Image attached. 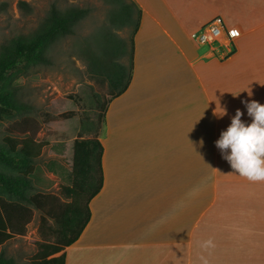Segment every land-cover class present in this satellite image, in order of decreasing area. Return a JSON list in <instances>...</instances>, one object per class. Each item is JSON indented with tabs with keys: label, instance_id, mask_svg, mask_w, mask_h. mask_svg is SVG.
Masks as SVG:
<instances>
[{
	"label": "crops",
	"instance_id": "1",
	"mask_svg": "<svg viewBox=\"0 0 264 264\" xmlns=\"http://www.w3.org/2000/svg\"><path fill=\"white\" fill-rule=\"evenodd\" d=\"M133 1L131 79L104 111L103 186L65 264H199L209 238V264H264V182L215 143L237 109L251 122L242 101L264 104V0ZM217 16L237 47L226 61L192 39Z\"/></svg>",
	"mask_w": 264,
	"mask_h": 264
},
{
	"label": "trees",
	"instance_id": "2",
	"mask_svg": "<svg viewBox=\"0 0 264 264\" xmlns=\"http://www.w3.org/2000/svg\"><path fill=\"white\" fill-rule=\"evenodd\" d=\"M104 1L109 5L108 19L92 36L93 43L90 42L86 50L90 72L108 79L115 88L103 108V115L110 99L121 94L130 82L134 66V35L141 18V10L133 0ZM20 4L27 3L20 1ZM88 12V6L75 2L66 7L54 2L33 34L17 36L2 45L0 122L27 109L10 87L12 74L22 66L51 62L49 54L54 44L73 34L75 26ZM114 25L131 27L129 44L117 35ZM126 56L129 57L128 64L121 61ZM40 155L41 146L30 137L20 140L6 138L0 143V164L15 171L0 170V264H16L13 257L5 255L3 246L8 240L25 234L34 209L41 211V227L47 226L48 231L37 241V252L31 263L65 264L66 249L79 239L88 224L91 217L89 203L103 186V144L98 135L74 141L72 170L67 174L62 171L60 176L65 182L61 190L63 198L37 189L43 184H51V180L42 175L44 168L36 164Z\"/></svg>",
	"mask_w": 264,
	"mask_h": 264
},
{
	"label": "rangeland",
	"instance_id": "3",
	"mask_svg": "<svg viewBox=\"0 0 264 264\" xmlns=\"http://www.w3.org/2000/svg\"><path fill=\"white\" fill-rule=\"evenodd\" d=\"M20 1L27 4L23 6ZM54 2L62 7L75 2L88 6L89 12L75 26L73 34L54 44L49 54L51 62L22 66L12 74L10 87L27 109L0 122V143L6 138L25 137L39 143L41 155L36 164L44 168L42 175L51 184L37 189L63 198L61 190L65 182L60 176L62 171L67 174L72 170L74 141L94 135L102 137L103 108L115 88L108 79L90 72L86 54L89 43H93L92 36L108 19L109 5L104 0H0V51L11 39L33 34ZM113 27L129 44L131 27ZM121 61L128 64L129 57ZM0 170L15 173L2 164ZM41 217V211L34 209L25 234L4 244L5 255L13 257L16 264H32L36 243L48 231L47 226L41 227Z\"/></svg>",
	"mask_w": 264,
	"mask_h": 264
},
{
	"label": "clouds",
	"instance_id": "4",
	"mask_svg": "<svg viewBox=\"0 0 264 264\" xmlns=\"http://www.w3.org/2000/svg\"><path fill=\"white\" fill-rule=\"evenodd\" d=\"M248 95L251 97L252 91H248ZM242 102L251 122H245L242 119L244 113L237 109L230 125L221 132L220 138L215 143L222 158L229 163L235 173L249 182L261 183L264 182V104L256 100ZM217 107L214 115L218 118L227 115L226 108L219 106L222 109L221 114L217 111ZM200 248L202 252L199 256V264H209L204 253L210 254V250L215 248L214 241L211 238L202 241Z\"/></svg>",
	"mask_w": 264,
	"mask_h": 264
},
{
	"label": "built area",
	"instance_id": "5",
	"mask_svg": "<svg viewBox=\"0 0 264 264\" xmlns=\"http://www.w3.org/2000/svg\"><path fill=\"white\" fill-rule=\"evenodd\" d=\"M192 39L197 46L206 48L220 61L228 60L237 50L234 37L220 16L215 17L193 33Z\"/></svg>",
	"mask_w": 264,
	"mask_h": 264
},
{
	"label": "snow or ice",
	"instance_id": "6",
	"mask_svg": "<svg viewBox=\"0 0 264 264\" xmlns=\"http://www.w3.org/2000/svg\"><path fill=\"white\" fill-rule=\"evenodd\" d=\"M233 35H236V33H233Z\"/></svg>",
	"mask_w": 264,
	"mask_h": 264
}]
</instances>
